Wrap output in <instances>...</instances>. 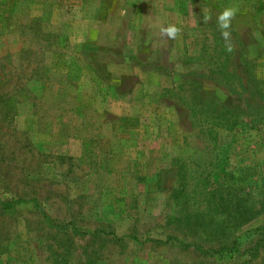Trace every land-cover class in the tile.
Wrapping results in <instances>:
<instances>
[{"label":"rangeland","instance_id":"374dc122","mask_svg":"<svg viewBox=\"0 0 264 264\" xmlns=\"http://www.w3.org/2000/svg\"><path fill=\"white\" fill-rule=\"evenodd\" d=\"M0 264H264V0H0Z\"/></svg>","mask_w":264,"mask_h":264},{"label":"clouds","instance_id":"9594fccd","mask_svg":"<svg viewBox=\"0 0 264 264\" xmlns=\"http://www.w3.org/2000/svg\"><path fill=\"white\" fill-rule=\"evenodd\" d=\"M165 31H167V33H168L169 35H174V33H175V29H173V28H168V29H166Z\"/></svg>","mask_w":264,"mask_h":264}]
</instances>
